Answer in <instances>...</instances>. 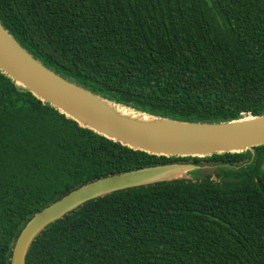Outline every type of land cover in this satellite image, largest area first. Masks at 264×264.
Here are the masks:
<instances>
[{"label": "trees", "instance_id": "16d2710c", "mask_svg": "<svg viewBox=\"0 0 264 264\" xmlns=\"http://www.w3.org/2000/svg\"><path fill=\"white\" fill-rule=\"evenodd\" d=\"M0 23L48 69L138 112L264 115V0H0ZM174 164L207 176L88 201L35 238L26 264H264V145L205 157L135 150L0 69V264L30 219L73 190Z\"/></svg>", "mask_w": 264, "mask_h": 264}, {"label": "water", "instance_id": "95a60500", "mask_svg": "<svg viewBox=\"0 0 264 264\" xmlns=\"http://www.w3.org/2000/svg\"><path fill=\"white\" fill-rule=\"evenodd\" d=\"M0 69L18 85L83 127L135 150L155 155L205 157L245 152L264 145V115H247L231 122L202 123L175 121L138 112L108 101L48 69L1 23ZM106 105L169 125L145 127L132 124L116 116ZM184 169L198 170L194 166L177 164L149 167L102 178L73 190L30 219L15 243L11 264H26L27 253L35 238L51 223L82 204L116 191L167 180L169 175Z\"/></svg>", "mask_w": 264, "mask_h": 264}, {"label": "bare ground", "instance_id": "6f19581e", "mask_svg": "<svg viewBox=\"0 0 264 264\" xmlns=\"http://www.w3.org/2000/svg\"><path fill=\"white\" fill-rule=\"evenodd\" d=\"M98 103L103 104L102 102H98ZM106 106L107 108L112 110L116 116L132 124L145 126V127H161V126L169 125L164 121H157L147 116L138 115L126 109L112 108V106H109V105H106Z\"/></svg>", "mask_w": 264, "mask_h": 264}, {"label": "rangeland", "instance_id": "374dc122", "mask_svg": "<svg viewBox=\"0 0 264 264\" xmlns=\"http://www.w3.org/2000/svg\"><path fill=\"white\" fill-rule=\"evenodd\" d=\"M206 176H207V172H205L204 170L184 169V170H181V171H178L176 173L169 175L166 179L173 180V179L187 178V179L198 180V179H203ZM213 179H217V177L214 175Z\"/></svg>", "mask_w": 264, "mask_h": 264}, {"label": "built area", "instance_id": "2783aa9c", "mask_svg": "<svg viewBox=\"0 0 264 264\" xmlns=\"http://www.w3.org/2000/svg\"><path fill=\"white\" fill-rule=\"evenodd\" d=\"M243 116H247L246 114H244Z\"/></svg>", "mask_w": 264, "mask_h": 264}]
</instances>
